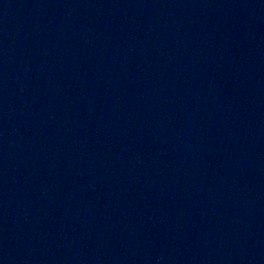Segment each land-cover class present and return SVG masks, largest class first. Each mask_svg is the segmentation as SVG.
<instances>
[{"label":"water","instance_id":"water-1","mask_svg":"<svg viewBox=\"0 0 264 264\" xmlns=\"http://www.w3.org/2000/svg\"><path fill=\"white\" fill-rule=\"evenodd\" d=\"M0 264H264V0H0Z\"/></svg>","mask_w":264,"mask_h":264}]
</instances>
